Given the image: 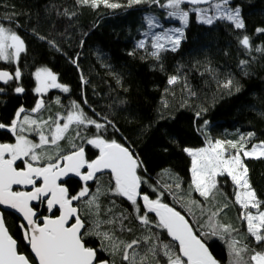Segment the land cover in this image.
<instances>
[{"label": "trees", "instance_id": "obj_1", "mask_svg": "<svg viewBox=\"0 0 264 264\" xmlns=\"http://www.w3.org/2000/svg\"><path fill=\"white\" fill-rule=\"evenodd\" d=\"M110 2L121 6L108 8L101 4L93 8L78 0H0V23L12 27L27 48L18 65L22 73L19 83L25 91H14L16 81L0 82L4 89L0 92V123L10 124L21 106L26 110L34 107L38 97L33 91V74L37 68L48 67L69 91L50 90L44 96L46 110H42V118L63 114L75 103L90 118L104 124L111 121L102 133L94 127L82 131L86 136L102 134L130 147L142 161L138 172L147 182L142 191L152 198L162 193L163 202L197 226L204 223L207 215L202 216L197 206L188 204L189 200L200 201L211 211L223 208L218 219L236 229L232 236L248 245L249 250L244 253L248 260L252 249L261 250V246L247 233L242 210L235 203L236 186L223 175L217 178V188L207 201L190 191L191 157L184 149L204 147L206 138L215 141L232 130L251 132L252 142H264V51H256L264 49V32H257L264 28V0H230L231 7L241 10L244 29H236L228 20L205 24L190 12L180 45L175 51L166 47L158 58L151 55L155 51L151 45L140 48L138 44L149 30L146 17H156L164 28L169 24V10L152 0ZM166 2L160 0V4ZM182 7L191 9L185 4ZM244 35L250 37L251 51L240 44ZM16 66L0 62V69L12 71ZM172 77L177 78L175 83H169ZM229 79L232 84L225 87ZM2 142H14L7 129H0ZM61 146L65 150L71 147L66 141H61ZM86 151L90 158L97 154L90 146ZM243 163L252 188L264 201V158H248ZM109 179L105 176L101 183L107 185ZM177 183L179 189L175 187ZM94 184L95 181L89 185L92 190ZM80 185L81 182L71 180L69 189L75 193ZM154 187L158 191L153 192ZM109 199L117 203L115 212L127 210L131 220L132 206L122 197H102V209ZM40 211H44L42 206ZM4 216L18 249L31 257L20 228L22 221L11 213ZM131 227L132 233L117 235L128 240L140 235L136 221L131 220ZM160 236L170 241L166 233L161 232ZM89 240L90 246L99 245L95 237ZM208 246L219 264H229L231 257L225 240L209 237ZM103 255L113 259L107 253ZM115 260L120 264L119 256Z\"/></svg>", "mask_w": 264, "mask_h": 264}, {"label": "snow or ice", "instance_id": "obj_2", "mask_svg": "<svg viewBox=\"0 0 264 264\" xmlns=\"http://www.w3.org/2000/svg\"><path fill=\"white\" fill-rule=\"evenodd\" d=\"M78 2L93 8L101 4L108 8L121 6L110 0ZM140 2L130 0V3ZM152 2L168 9L167 16L185 27L190 12H194L205 24L228 20L236 29L245 28L240 8L228 7L230 0ZM186 3L194 7H182ZM203 4L208 7H198ZM210 10L215 14L210 15ZM146 23L149 30L163 28L154 16L146 17ZM257 32H264V28L257 29ZM149 34L144 33L145 36ZM151 35V47L155 49L151 55L158 58L159 52L167 50L168 45L172 51L177 49L184 30L175 28L160 34L151 32ZM147 44V40H141L138 46L145 48ZM240 44L252 50L249 36H242ZM26 51L24 39L12 27L0 23V62L17 65L12 71L0 69V82L16 81L14 91L18 94L25 91L19 83L22 73L18 65L21 54ZM256 51L264 49L257 48ZM246 63L248 61H241V64ZM33 75V91L38 97L34 107L26 110L21 106L10 124L0 123V129H7L14 137L12 143H0V206L22 216L26 223L20 224V228L33 255L29 257L18 249V242L10 234L4 213L0 211V264H116V256L120 257V264H219L209 250V237L226 241L231 257L229 264H264V201L252 188L248 168L241 158V154L247 158H264V142L249 149L243 143V136L240 141L206 138V147L184 149L191 157L190 191L207 201L217 188V177L223 175L230 177L236 186L235 203L242 210L241 218L246 222L247 233L255 244L261 246V250L253 248L245 260L248 245L232 236L236 229L218 219L223 208L211 211L200 201L189 200L188 204L197 206L202 216L207 215L204 223L197 226L174 206L163 202L162 193L152 198L148 192L142 191V185L147 183L138 172L143 167L142 161L130 147L115 139H106L102 134L86 136L82 131L94 127L102 133L111 121L100 123L75 103L63 114L42 118V110H46L44 96L52 89L68 92L69 88L59 83L57 74L48 67L37 68ZM176 79L172 77L169 83H175ZM231 84L229 79L224 86L230 87ZM3 91L0 88V92ZM59 102L57 98L56 103ZM70 132L74 135H69ZM30 136L38 139H30ZM61 141L70 144V150H65ZM88 146L97 150L94 158L88 156ZM229 148L234 151L229 153ZM105 176L110 178L107 185L101 183ZM73 177L81 182L75 193L69 189ZM90 181H95L94 190L89 186ZM175 187L179 189L180 184ZM152 191L158 189L154 187ZM105 196L122 197L130 203L131 220L138 223L140 235L131 240L117 235L133 232L130 216L127 210L115 212L117 203L112 199L102 209L101 198ZM188 211L192 212L190 206ZM161 232L166 233L170 241L161 239ZM89 237H95L99 245L90 246ZM104 253L113 259H105Z\"/></svg>", "mask_w": 264, "mask_h": 264}, {"label": "rangeland", "instance_id": "obj_3", "mask_svg": "<svg viewBox=\"0 0 264 264\" xmlns=\"http://www.w3.org/2000/svg\"><path fill=\"white\" fill-rule=\"evenodd\" d=\"M228 7H231L230 4L228 5ZM213 11L212 12H209L210 15H212ZM215 21V20H214ZM213 21V22H214ZM168 25H165L164 28L162 30H160V28H155V29H152V30H148V32L150 33L148 36H143L142 37V40H147L148 41V44L151 45L152 43V35H151V32H155L157 34H160L162 33L163 31H166V30H171V29H175V28H183V30L185 29V26L178 20H175L173 18H170L168 20ZM185 32V30H184ZM184 37V36H183ZM183 39V38H182ZM181 39V41H182ZM166 47H169L171 48L170 45L166 46ZM61 123H63V121H61ZM249 134H253L251 132H242L240 130H232V131H227L225 132L224 134V138H218V139H221V140H231V141H240V137L243 136L245 137V141H243V143L246 144L247 148H251L253 145L255 144H258V143H255V142H252L253 141V138H254V134L253 135H249ZM30 139H38V138H35V137H32L30 136L29 137ZM207 146V144H206ZM204 146V147H206ZM195 149V148H193ZM229 153L233 152L234 150H232L231 148L228 149ZM241 158H242V161L244 159H248L247 157H243V155L241 154ZM219 177V176H218ZM217 177V178H218ZM254 211V210H253Z\"/></svg>", "mask_w": 264, "mask_h": 264}, {"label": "water", "instance_id": "obj_4", "mask_svg": "<svg viewBox=\"0 0 264 264\" xmlns=\"http://www.w3.org/2000/svg\"><path fill=\"white\" fill-rule=\"evenodd\" d=\"M185 5H186L187 7H190V8L194 7V6H192V5H190V4H187V3H186ZM198 7H208V5L203 4V5H199ZM71 180L79 181V178L73 177V178H71ZM79 182H80V181H79ZM93 182H94V181H90V182H89V185L92 184ZM0 211H3V213H11V214L17 216V217L22 221V223H26L25 221H23L22 216H21L19 213H17L15 210L7 209V208H5L4 206H0ZM30 252H31V251H30ZM31 255H33V254L31 253Z\"/></svg>", "mask_w": 264, "mask_h": 264}]
</instances>
